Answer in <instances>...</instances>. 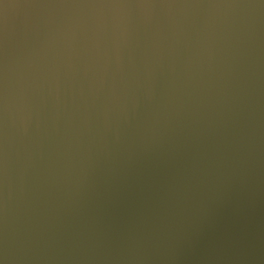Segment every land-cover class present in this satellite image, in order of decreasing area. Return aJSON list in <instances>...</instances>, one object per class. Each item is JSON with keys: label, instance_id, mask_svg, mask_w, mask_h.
Instances as JSON below:
<instances>
[{"label": "water", "instance_id": "obj_1", "mask_svg": "<svg viewBox=\"0 0 264 264\" xmlns=\"http://www.w3.org/2000/svg\"><path fill=\"white\" fill-rule=\"evenodd\" d=\"M0 264H264V0H0Z\"/></svg>", "mask_w": 264, "mask_h": 264}]
</instances>
